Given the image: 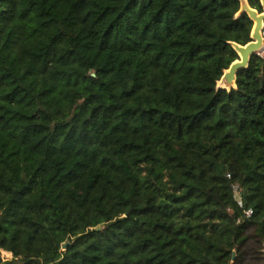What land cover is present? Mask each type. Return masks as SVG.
Returning <instances> with one entry per match:
<instances>
[{
  "label": "trees",
  "instance_id": "16d2710c",
  "mask_svg": "<svg viewBox=\"0 0 264 264\" xmlns=\"http://www.w3.org/2000/svg\"><path fill=\"white\" fill-rule=\"evenodd\" d=\"M240 6L0 0V264H229L248 226L264 247V56L217 85Z\"/></svg>",
  "mask_w": 264,
  "mask_h": 264
},
{
  "label": "water",
  "instance_id": "95a60500",
  "mask_svg": "<svg viewBox=\"0 0 264 264\" xmlns=\"http://www.w3.org/2000/svg\"><path fill=\"white\" fill-rule=\"evenodd\" d=\"M262 13L251 8L247 0H240V14L245 13L253 23L250 39L246 45L231 43V46L238 55V60L233 62L230 67L224 72L221 81L224 82L225 88L230 90L236 86L237 73L248 67L250 58L253 55H259L258 52L264 49V0H260ZM103 227L95 228V231L102 230ZM67 243L63 245L62 250H65Z\"/></svg>",
  "mask_w": 264,
  "mask_h": 264
},
{
  "label": "rangeland",
  "instance_id": "374dc122",
  "mask_svg": "<svg viewBox=\"0 0 264 264\" xmlns=\"http://www.w3.org/2000/svg\"><path fill=\"white\" fill-rule=\"evenodd\" d=\"M238 15H240V12L238 13ZM259 55L264 56V49L258 52ZM218 87L219 88H225V84L223 81H219L218 82ZM228 89V88H227ZM253 226H248L246 231H245V235L247 236V240L244 242L243 246H242V251L243 254L240 257V259H238V263L239 264H257L259 263V250H260V244L257 242V240L254 238L253 236ZM0 256L2 259H11L12 256L10 253L4 252L2 250H0Z\"/></svg>",
  "mask_w": 264,
  "mask_h": 264
},
{
  "label": "built area",
  "instance_id": "2783aa9c",
  "mask_svg": "<svg viewBox=\"0 0 264 264\" xmlns=\"http://www.w3.org/2000/svg\"><path fill=\"white\" fill-rule=\"evenodd\" d=\"M232 190L234 193V199L237 202L238 206L240 208L243 207V200H242V196H241V189L237 184L232 185ZM253 214V211L251 209H245L243 211V216L245 218H250ZM259 254V263L257 264H264V247H260V250L258 252ZM229 264H239L237 261H235V255L233 254V257L231 259V261L229 262Z\"/></svg>",
  "mask_w": 264,
  "mask_h": 264
}]
</instances>
